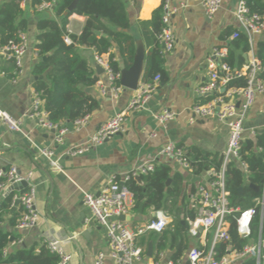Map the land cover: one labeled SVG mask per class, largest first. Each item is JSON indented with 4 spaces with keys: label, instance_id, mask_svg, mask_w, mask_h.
Returning <instances> with one entry per match:
<instances>
[{
    "label": "crops",
    "instance_id": "0c3cea01",
    "mask_svg": "<svg viewBox=\"0 0 264 264\" xmlns=\"http://www.w3.org/2000/svg\"><path fill=\"white\" fill-rule=\"evenodd\" d=\"M2 1L4 0H0V3ZM162 1L124 0L130 23L128 32L134 38L135 48L138 42L143 44L145 55L150 46L146 44L138 22L150 20L153 12L160 8ZM29 2L25 0L21 3L25 11L24 17L29 23L27 32L24 33L28 45L22 56L21 67L18 71H13L10 57L0 55V107L14 120L20 122L19 131L23 133L21 138L16 134L17 131L10 130L0 119V169L15 167L21 174L32 172L31 183L35 188V206L39 220L33 228L19 230L8 226L10 214L14 210L4 214L2 226L12 233L7 250L33 248L38 252L49 240H64V250L72 256L68 264H95L99 252L105 254L101 264H113L108 256L105 229L92 218L90 210L83 202V193L96 194L109 178L122 181L126 175L148 162H154V165L157 163L168 165L171 176L175 173L181 174L182 192L185 195L183 203L188 209V218L182 219L181 222L185 221V225H182L187 229L188 219L191 218L189 210L193 209L190 195L199 185L206 183V170L209 167L200 172L182 168L174 159L160 152L167 143L171 142L182 147L186 153L191 148L220 156L224 153L228 139L227 124L215 118L195 117L190 120L189 109L194 104L206 103L217 95L216 93L201 94L198 88L208 80L206 57L212 49H221L226 53L229 42L233 39V32H243L235 18L239 0H223L220 9L211 17L206 16L201 0H169L172 10L171 31L175 37V45L171 52L160 53L163 76L160 77L144 106L126 115L122 129L118 133L102 144L92 146L88 151L74 156L68 155L67 150L74 145L84 144L101 123L125 109L135 90L122 87L116 98H112L108 91L102 94L101 89L106 90L108 87V79L105 72L97 74L94 61L96 52L92 47L78 45L75 50L92 69L93 77L96 79L93 85L83 89L86 94L96 99L98 107L88 114L87 123L78 129H73L70 122H63L69 126V131L64 135L63 141L56 144L54 130L45 129L36 119L27 117L36 95L34 82L45 79L44 75H34L32 72L38 60L35 48L36 18L41 15L52 17L54 15L52 7L40 9L37 6V12H34ZM85 21V16L71 14L66 26L69 34L79 36ZM103 23L108 24L104 20ZM248 40L249 51H236V54H240L243 58V65L240 68L242 71H245L246 65L252 60H257L256 46L259 41L264 40V30ZM159 47L161 50L160 43ZM110 53L119 64L121 59L126 67L116 46L110 49ZM145 65L146 59L139 84L144 83L142 77ZM39 76L42 78H37ZM164 110L175 112L176 115L160 123L157 116ZM262 133H264V93L256 94L245 112L242 136L243 139H254ZM23 139L28 143L25 144ZM40 148L53 150V159L58 161V167H53L50 161L39 153ZM169 179L168 184L172 182V178ZM143 184L142 181L141 185ZM10 191L15 195L21 190H9V187L0 189V201ZM128 204L130 211L125 216V221L130 227L145 224L155 212L152 209L142 212V205L138 211H134L130 192ZM13 207L16 210L19 206ZM157 211H162L167 216L168 226L162 233L147 232L139 236L137 244L145 251L147 259H154L159 253H162L163 259L173 258L180 242L168 245L159 251L158 241L165 232L168 243L170 242L169 232L174 229L171 213L175 212ZM184 243L185 246L180 254L182 258L189 248L198 244V240L190 237L186 230ZM149 244L152 247L151 256L147 254Z\"/></svg>",
    "mask_w": 264,
    "mask_h": 264
},
{
    "label": "built area",
    "instance_id": "2783aa9c",
    "mask_svg": "<svg viewBox=\"0 0 264 264\" xmlns=\"http://www.w3.org/2000/svg\"><path fill=\"white\" fill-rule=\"evenodd\" d=\"M25 1V0H24ZM23 1V2H24ZM223 0H201L206 16H213L221 7ZM53 2H42L40 9L52 7ZM171 8L169 0H163L161 4L162 28L157 35L162 46L161 54L171 52L175 45V37L171 31ZM235 18L243 32L248 38L259 34L264 30V14L250 12L245 4V0H239ZM235 31L232 37H237ZM64 42L71 44L70 34L64 35ZM27 38L24 33H20L18 42L10 41L6 46L0 47V55L12 57L18 68L22 65V56L27 49ZM226 53L224 50L213 48L206 57L208 80L198 88L201 94L216 93L211 100L206 103L194 104L190 109V120L195 117L215 118L225 122L228 127V139L221 164L218 168L210 167L206 170L207 180L205 184L197 187L196 191L190 195L191 207L194 215L188 219L187 234L196 238L198 244L192 246L186 252L184 258L178 257L163 259L159 253L156 259H147L145 251L137 244V238L147 232L162 233L169 224L168 218L162 211H155L152 218L145 224L130 227L128 223L120 219L121 215H128L130 207L128 204L129 191L124 187L123 182L130 176L145 175L154 170V162H148L137 167L131 174L126 175L122 181L116 178H109L98 193H83V202L91 212L92 218L105 229L108 241V256L113 264H237L248 258H254L255 264H260L261 249L263 247L264 236L259 230V237L254 244H245L240 250L232 249L228 245L225 254L217 258L216 245L219 242L230 241L229 228L233 223L240 238L250 239L252 233V221L257 212L262 214L264 207V191L255 200V203L245 209L233 206L229 201V191L226 187V167L231 161H236L247 172L245 162L240 160L239 148L243 139V117L252 104L256 94L264 93V78L259 77L261 67L257 60H252L246 65L245 71L232 69L224 60ZM96 65L103 68L108 79V87L101 89V93L106 91L112 98H116L122 86L117 85L120 79V72L114 73L108 63V55L94 54ZM245 76L247 84L245 87H229L227 83L237 77ZM160 75L154 76L152 81L140 83L134 92L125 109L115 113L109 119L101 123L95 132L84 144H77L67 150L68 155H78L88 151L92 146L102 144L114 134L118 133L123 126L128 113L141 109L156 84ZM224 89V92L221 90ZM176 115L175 112L164 110L157 119L160 123L168 121ZM27 117L36 119L38 124L45 129L54 130V142L60 144L64 135L69 131V126L63 123L54 124L43 108L42 100L38 93L32 101ZM0 119L10 130L19 131L20 122L14 120L10 114L0 107ZM88 115L78 118L70 125L73 129H78L87 123ZM154 135V134H152ZM39 153L50 161L53 167H58V161L53 159L54 152L49 148H40ZM166 157H170L182 168L193 169L187 159L186 151L174 143H167L160 152ZM32 172L21 174L15 167L7 170L0 169V177H5L6 181L0 183V189L10 187L14 183L26 181L27 186L12 198V206L21 208L20 216L17 220L16 228L19 230L31 229L36 226L39 220V213L35 206V188L31 183ZM50 253L58 257L56 264H68L71 254L64 250V240H49L45 243ZM8 253L7 247L3 250V256ZM105 254L99 252L95 258V264H101Z\"/></svg>",
    "mask_w": 264,
    "mask_h": 264
},
{
    "label": "trees",
    "instance_id": "16d2710c",
    "mask_svg": "<svg viewBox=\"0 0 264 264\" xmlns=\"http://www.w3.org/2000/svg\"><path fill=\"white\" fill-rule=\"evenodd\" d=\"M24 0H4L0 3V47L6 46L10 41L18 42L20 33H26L28 20L24 17V9L21 3ZM29 6L37 12V6L42 2H53V17L41 15L36 18V44L38 60L34 64L32 72L34 75H44L45 79L36 80L34 88L39 98L43 101V108L48 119L54 124L72 122L78 118L91 113L98 107L95 98L86 94L84 87L93 85L96 82L93 71L86 64V61L79 56L75 48L80 45L92 47L99 55L108 54V63L114 73L120 72L119 63L110 49L116 46L124 60L126 67L130 66L135 53V42L129 34V19L125 9L124 0H77L73 10L69 6L74 0H29ZM250 12L264 14V0H245ZM78 14L86 17L83 29L79 36L70 35L71 44L64 42V35L67 33L68 18L71 14ZM161 6L155 10L150 20L139 21L138 25L146 44L150 46L145 55L146 65L142 81L150 82L155 75L163 76L161 68V55L158 33L162 28ZM103 20L106 23H103ZM95 31H100L97 35ZM250 49L249 40L241 31L233 38L227 47L223 60L231 67L240 69L243 65V58L236 51L247 52ZM255 56L261 70L259 77L264 78V40L259 41L256 46ZM45 57V58H43ZM13 71L17 70L14 58H9ZM120 85L119 80L116 81ZM247 84L245 76L230 80L226 88H242ZM190 165L197 172L206 167L218 168L222 156L202 152L199 149L191 148L187 153ZM240 160L247 166V174L236 161H231L226 167V187L229 191V201L233 206L241 209L248 208L255 203V200L264 191V133L254 139H242L239 148ZM7 170V169H5ZM170 167L165 164H155L154 170L141 175L144 182L139 184L133 176L124 182V187L131 193L134 211H138L142 205V212L147 209L167 210L173 217L174 229L169 232L170 242L164 232L158 241V250L161 251L168 245L180 242V246L172 256L174 259L180 257L186 235V227L181 220L188 218V209L184 206L185 195L182 192V176L179 173L170 175ZM170 184H166L169 178ZM6 181L0 177V183ZM250 184L258 186V190L250 187ZM238 188H242L239 195ZM14 192L10 191L0 201V264H56L58 257L50 253L45 245L36 252L33 248H17L8 251L3 256V250L11 242L12 233L2 226L4 214L12 210V198ZM181 206V208H180ZM174 208V210H172ZM183 212H181L182 210ZM21 208L11 212L8 226L16 227L20 216ZM194 210H189L190 216ZM182 213V214H181ZM264 236V207L262 214L257 212L252 221V233L250 239L240 238L232 223L229 228L230 241L219 242L216 245V257L225 254L226 247L231 245L232 249L240 250L250 240L257 241L259 230ZM184 243V245H183ZM158 256V254H157ZM154 257V259L157 258ZM237 264H255L254 258H248ZM260 264H264V246L261 249Z\"/></svg>",
    "mask_w": 264,
    "mask_h": 264
},
{
    "label": "water",
    "instance_id": "95a60500",
    "mask_svg": "<svg viewBox=\"0 0 264 264\" xmlns=\"http://www.w3.org/2000/svg\"><path fill=\"white\" fill-rule=\"evenodd\" d=\"M77 0H74L71 5L69 6V11L73 10L75 5H76ZM95 33L97 35H101L100 31H95ZM246 57V56H245ZM45 58V57H43ZM144 59H145V49L144 46L141 42H138L135 48V53H134V57H133V61L132 64L128 67H124L122 60L120 59V64H119V68H120V85L124 88V89H130V90H136L138 85H139V81L141 79L142 76V72H143V64H144ZM95 69L97 71V74L100 75L104 72L103 68L100 67L99 65L95 66ZM39 79L42 78V76L37 77ZM221 91H224V89H222ZM16 134H18L21 138H23V133L21 131H17ZM23 142L25 144H27L28 142H26L25 139H23ZM134 179L139 183L142 184V180H141V176L137 175L134 177ZM170 179L167 180V184L169 183ZM27 186V182L26 181H21L19 183H14L13 185H11L9 187V190H22L23 188H25ZM250 187H252L255 190H258V186L250 184ZM238 193L239 195H241L242 193V188H238ZM19 204V201H16V205ZM141 208V206H140ZM15 210V207L12 208V211ZM121 220L125 219L124 215L120 216ZM183 225H185V221L181 222ZM263 246H264V238H263ZM151 252H152V247L151 244H149L148 247V252L147 254L149 256H151Z\"/></svg>",
    "mask_w": 264,
    "mask_h": 264
},
{
    "label": "rangeland",
    "instance_id": "374dc122",
    "mask_svg": "<svg viewBox=\"0 0 264 264\" xmlns=\"http://www.w3.org/2000/svg\"><path fill=\"white\" fill-rule=\"evenodd\" d=\"M256 241H254V240H250V241H248V244H254Z\"/></svg>",
    "mask_w": 264,
    "mask_h": 264
}]
</instances>
